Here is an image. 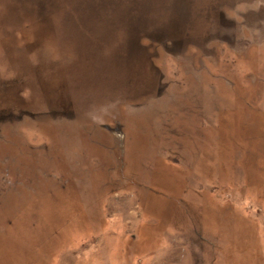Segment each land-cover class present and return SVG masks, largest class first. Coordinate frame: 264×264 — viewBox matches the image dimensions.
<instances>
[{"label":"rangeland","instance_id":"1","mask_svg":"<svg viewBox=\"0 0 264 264\" xmlns=\"http://www.w3.org/2000/svg\"><path fill=\"white\" fill-rule=\"evenodd\" d=\"M0 264H264V0H0Z\"/></svg>","mask_w":264,"mask_h":264}]
</instances>
